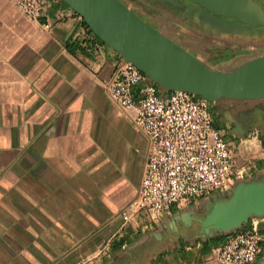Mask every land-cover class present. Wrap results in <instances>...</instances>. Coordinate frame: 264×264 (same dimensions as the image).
<instances>
[{
    "label": "crops",
    "instance_id": "0c3cea01",
    "mask_svg": "<svg viewBox=\"0 0 264 264\" xmlns=\"http://www.w3.org/2000/svg\"><path fill=\"white\" fill-rule=\"evenodd\" d=\"M131 1L132 10L134 3L160 19L153 1ZM185 40L183 47L222 70L264 54L236 51L225 59L208 40ZM121 60L62 0H43L36 20L0 0V264H219L214 247L255 222L263 238L250 264H259L258 218L228 233L196 235L194 217L218 191L122 220L148 143L106 88ZM210 103L222 110L235 102ZM225 141L233 179L264 177L262 137ZM215 237L222 239L208 244Z\"/></svg>",
    "mask_w": 264,
    "mask_h": 264
},
{
    "label": "water",
    "instance_id": "95a60500",
    "mask_svg": "<svg viewBox=\"0 0 264 264\" xmlns=\"http://www.w3.org/2000/svg\"><path fill=\"white\" fill-rule=\"evenodd\" d=\"M62 1L98 38L141 70L146 80L155 83L163 96L168 91L182 90L214 104L256 100L264 105V54L231 69L214 68L121 0ZM194 5L200 22L208 20L206 25L212 30L222 28L227 18L242 29V25L264 26V7L256 0H188L184 11L190 15ZM250 218L260 219L264 231L263 176L232 179L226 192L212 195L204 213L194 217L198 224L196 235L203 238L228 233L241 228ZM259 264H264V249Z\"/></svg>",
    "mask_w": 264,
    "mask_h": 264
},
{
    "label": "built area",
    "instance_id": "2783aa9c",
    "mask_svg": "<svg viewBox=\"0 0 264 264\" xmlns=\"http://www.w3.org/2000/svg\"><path fill=\"white\" fill-rule=\"evenodd\" d=\"M10 1L33 20L41 14L43 0ZM106 88L148 143L137 195L121 212L124 222L141 209L156 216L184 198L228 189L233 154L213 124L206 99L182 90L163 96L155 83L124 59ZM262 238L255 222L214 247L212 256L219 264H250Z\"/></svg>",
    "mask_w": 264,
    "mask_h": 264
},
{
    "label": "flooded vegetation",
    "instance_id": "af4514ba",
    "mask_svg": "<svg viewBox=\"0 0 264 264\" xmlns=\"http://www.w3.org/2000/svg\"><path fill=\"white\" fill-rule=\"evenodd\" d=\"M121 1H124V3L132 2L131 0ZM144 1L149 2L150 0ZM256 1L264 7V0ZM187 3L188 0H179L178 2L153 0L157 13L163 16H159L160 19L148 15L134 3H132V8H134L133 11L140 13L138 15L142 19L153 27L160 29L165 35L178 43L182 42L181 38L185 40L194 35L208 41L213 38L210 33L221 36L222 43L227 45V42H229L227 47L221 51L217 49L218 56L222 58L226 59L236 51H255L258 54L264 52V26L250 27L242 25V29L236 25L232 18H227V23H223L222 28L212 30L206 25L208 20L200 22L199 16L197 17L194 13L197 5H194V10L190 15L184 11ZM228 29H230L229 32ZM184 48L196 56L199 55V51L188 44ZM212 110L213 122L218 126L225 139L236 141L237 138L249 135H256L264 139V105L259 104V101L255 100L251 103L247 101L243 103L235 102L222 110H218L216 107H213Z\"/></svg>",
    "mask_w": 264,
    "mask_h": 264
},
{
    "label": "rangeland",
    "instance_id": "374dc122",
    "mask_svg": "<svg viewBox=\"0 0 264 264\" xmlns=\"http://www.w3.org/2000/svg\"><path fill=\"white\" fill-rule=\"evenodd\" d=\"M205 33H209V32H205ZM205 36V35H204ZM210 36H212L213 38H211L210 39V42H212V44H213V46L215 47V48H217V49H220L219 51H221L222 49H224V48H226L227 47V45L229 44V42H227V45H226V43H222V39H221V36H218V35H216V34H212V33H210ZM206 37V36H205ZM181 40H182V42L184 43V42H186V40H184L183 38H181ZM180 41V40H179ZM225 44V45H224ZM213 105H211V103L209 104V110H210V113L211 114H213V110H212V107ZM213 124H215L214 122H213ZM216 125V124H215ZM217 126V125H216ZM218 127V126H217ZM123 152H124V150H123ZM224 192H226V190L224 191Z\"/></svg>",
    "mask_w": 264,
    "mask_h": 264
},
{
    "label": "trees",
    "instance_id": "16d2710c",
    "mask_svg": "<svg viewBox=\"0 0 264 264\" xmlns=\"http://www.w3.org/2000/svg\"><path fill=\"white\" fill-rule=\"evenodd\" d=\"M221 239H222V237H215V238L212 239V240H208V242H209L208 244H211L212 242H215V243L220 242Z\"/></svg>",
    "mask_w": 264,
    "mask_h": 264
}]
</instances>
